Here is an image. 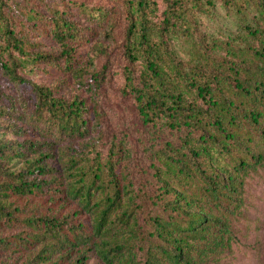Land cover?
<instances>
[{
    "label": "trees",
    "instance_id": "obj_1",
    "mask_svg": "<svg viewBox=\"0 0 264 264\" xmlns=\"http://www.w3.org/2000/svg\"><path fill=\"white\" fill-rule=\"evenodd\" d=\"M112 44L140 157L106 141ZM0 120V264H224L262 229L264 0H0Z\"/></svg>",
    "mask_w": 264,
    "mask_h": 264
},
{
    "label": "rangeland",
    "instance_id": "obj_2",
    "mask_svg": "<svg viewBox=\"0 0 264 264\" xmlns=\"http://www.w3.org/2000/svg\"><path fill=\"white\" fill-rule=\"evenodd\" d=\"M51 3H57L60 0H48ZM87 4H104L111 0H79ZM46 45L49 43L46 42ZM48 46L46 47V50ZM119 49L116 44L109 48V54L106 58H100L101 66L105 60L109 61L108 85L98 100L104 115V127L108 133L106 137L107 144L112 141V137H121L123 133L128 132L132 126L131 140L134 145L139 146L138 157L142 155V145L144 142L148 145L151 142V135L137 119L134 109L130 102L123 98L120 88L124 85L122 75L123 62L119 61ZM40 82L54 86L57 79L48 76L38 78ZM68 98L69 91L60 94ZM7 120H0V125H7ZM106 144V145H107ZM247 218L254 225L260 226V231L241 232L243 248L233 252L226 253L222 262L224 264H264V178L256 179L249 187ZM87 264H102L97 255L92 252Z\"/></svg>",
    "mask_w": 264,
    "mask_h": 264
}]
</instances>
